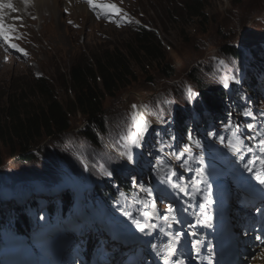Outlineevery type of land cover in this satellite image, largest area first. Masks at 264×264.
Listing matches in <instances>:
<instances>
[{"label":"rangeland","instance_id":"1","mask_svg":"<svg viewBox=\"0 0 264 264\" xmlns=\"http://www.w3.org/2000/svg\"><path fill=\"white\" fill-rule=\"evenodd\" d=\"M50 1L54 3V0ZM10 2L16 9V15L10 22L12 28L9 31L11 38L16 37L11 39L10 43L16 44L23 51L10 47L9 43H5L3 38H0V55L5 57V60L0 61L1 123L7 120V109L12 104L20 110L26 104L35 106L45 103V95L41 90V87L45 86L43 83L48 85V90L55 99L61 102L63 108H68L74 97V90L69 84L70 66L78 60L90 58L91 53L98 54L106 49L118 48L124 52L125 44L131 41V32L134 31L137 23L146 22L148 26L156 30L155 33L163 44L162 52L164 53L162 61L150 62L149 65L143 57H139L138 63L131 62L129 69L132 73L126 79L127 85L113 95H103L99 114L104 121L101 122L103 127L98 130L100 136L106 135L105 139H101L102 143H99L102 146L95 147L88 138H83V134H80V131L88 129L89 125L78 111L68 113L70 123L68 128L45 136L33 145L35 148L31 150L33 154L31 160H28L31 157L23 158L26 155L15 143L14 145L0 143V173H4L0 176V181L8 183L14 180L17 187L27 183L26 181L31 184L35 182L42 184V192L34 195L37 202L30 201L32 198L28 199L31 195H24L28 212L32 216H39L41 222V216L38 214L44 213L45 203L56 202L58 204L61 194L70 193L73 196L76 194L78 202L76 201L75 205L63 213L61 222L57 221V224H54L49 220L50 229L58 231L61 235L70 234L72 221L80 218V224L82 226L86 224L81 214L83 213L81 206L88 207L85 194L90 196L89 194L92 193L94 178H91V173L95 175V181L102 185L103 178L113 181L111 175L108 174L110 170L122 168L130 161L133 166L130 165L133 172L130 174L137 176L144 168L141 167L143 160L140 161L141 163L136 161V151L140 152L143 157H149L148 148L151 144L164 152L163 157L168 159L173 157L172 160L182 170L174 177L172 184L174 189L178 190L180 186H183L188 192L193 193L194 173H197L195 180L203 182L205 179L202 173L192 168L194 158L186 149L188 141L185 135L180 133L174 121L175 108H178L181 103H189L192 106L202 103L197 97L199 90L189 83L191 75H200L209 90L223 89L226 100L230 102L225 88L229 71L240 68L241 62L247 60L245 58L253 49L254 54L264 48V0H207L205 10L209 17L208 20H201L195 24L184 16V24L181 27L168 21L169 15H166L165 11L168 3L164 0H93L96 5H114L116 9H119L118 12L111 8L92 7L88 0H75L79 8L81 7L80 2L83 3L84 9L79 15L69 17L72 18L70 20L66 17V13L57 10L58 7L54 5L51 10L53 12L57 10L56 14L47 12L42 18H38L34 15L35 11L31 3L32 10L28 12L35 19L33 18L31 22L32 36L27 34L30 37L28 39L20 37L21 33H24L23 16L28 15V12L27 14L22 13L21 0H5L3 4ZM177 3L178 1L175 2ZM168 5L173 6L170 3ZM19 12L22 14V20ZM170 16L177 17L176 14ZM0 22L6 24L3 19ZM33 44L34 51L24 49ZM228 47L238 49L239 57L236 58L232 53L224 51ZM164 66L169 68L172 73L170 76H168L169 72L165 73ZM42 79L44 81H41ZM257 102L264 108L262 98H259ZM132 105H136V109H133ZM181 109L184 110V108ZM133 112L137 114L139 120L141 119L140 121L132 119ZM202 113L210 118L209 122L206 119L202 121V124L204 123L208 128L214 125L229 126L228 121L235 123L238 118L231 114L223 121H219L207 108ZM232 116L235 118L234 121L231 119ZM141 121L147 122V129L138 138L140 146L135 148L136 151L129 150L127 143L137 137L136 134L140 131L138 125ZM239 123L242 125V120ZM168 127L172 133L170 136L172 145L180 150L177 158L168 151L169 143L164 141L166 135L168 136ZM191 127L193 134H197L192 121ZM198 127L201 129V126ZM161 129L164 130L161 131ZM91 130V132L96 131L94 128ZM148 131L149 135L143 136L147 135ZM178 136L179 139H177ZM220 146L218 145L219 148ZM94 156L98 159L97 165L91 162ZM36 158L39 159L35 162L38 169H35L36 166L28 169L30 167L28 164ZM149 159L152 158L149 157ZM179 159H182L181 163H177ZM81 166L82 169L75 174ZM33 168L35 170H32ZM62 168L67 174H61ZM91 168H95L96 173ZM190 170H193L191 174H189ZM10 171H19V173L10 174ZM39 172L43 174L39 175ZM181 176L185 177L184 185L180 181ZM54 184L59 188H52ZM115 186L119 187L118 184ZM31 187L35 186L32 184L29 189ZM15 193L16 191L12 195ZM96 196L95 193L91 194V197ZM0 199L5 200V197L0 196ZM6 201H0V204ZM135 204L136 201L128 202L125 205V214L123 204L121 216L110 212V218H113L112 223L121 224L124 220L135 218L137 214ZM0 207L5 213L11 209L8 205H0ZM5 213L0 212L2 223H12L8 222ZM146 213L147 211H142L139 218L132 221L131 227L119 232V237L114 235V241L119 243L117 238H124L131 232L132 227H138L146 218ZM14 216L19 220H24L23 214L18 210L14 211ZM54 216L56 217L57 214L54 213ZM27 219L31 220L30 217ZM33 219L37 220L36 217ZM86 226L88 232L83 237L85 248L78 250L71 247L63 251L62 255L70 258L56 264H67L66 261L70 264H85L86 258L101 244L105 245L104 250L113 251V259L124 258V246L118 250L111 249L108 242L103 241L108 236L104 231L89 232L91 229L88 224ZM39 232L42 234L43 230ZM98 234L100 236L95 237ZM73 244L78 246L76 239L73 240Z\"/></svg>","mask_w":264,"mask_h":264},{"label":"trees","instance_id":"2","mask_svg":"<svg viewBox=\"0 0 264 264\" xmlns=\"http://www.w3.org/2000/svg\"><path fill=\"white\" fill-rule=\"evenodd\" d=\"M164 1H167L168 4H173L171 7L167 4V9L165 10L166 15H169L168 21L176 23L179 27L184 24V16L195 24L201 20L207 21L209 18L205 10L207 0ZM176 1H178L177 4H175ZM175 14L177 17L170 16ZM201 31L205 32L206 30ZM155 32L156 30L148 26L146 22L137 23L136 28L131 32V41L125 44L126 48L124 52L118 48L106 49L98 54L91 53L90 58L86 60H78L73 63L69 68V84H71L74 90V97L68 108H63L61 102L53 97L52 93L48 90V85L44 83L43 86H45L41 87V90L45 95V103L43 102L35 106L26 104L20 110L12 104L7 109V120L3 123L0 120V143L9 145H14L15 143L21 150L27 146L36 145L43 137L68 128L70 125L68 113L78 111L86 120V124L89 125L88 129L80 131V134L82 133L83 138H88L91 144L95 146L96 142L92 136L91 128L103 127L101 122L104 119L99 114L103 95H113L116 91L127 85L126 79L132 73L129 69L130 63H138L139 57H143L148 65L150 62L162 61L164 56L162 52L163 44ZM224 51L232 53L236 58L239 57L238 49L228 47ZM164 68L165 73L169 72L168 76H170L172 73L169 68L167 66H164ZM41 81H44V79ZM189 83L199 90L197 97L203 104L208 105L212 110L217 108L216 98L218 99L223 96L220 91L209 90L200 75H191ZM201 104H197L196 106L201 107ZM181 108H176L177 124L184 130H190L184 121L185 117ZM186 111L191 112V107L188 103ZM224 128L227 129L228 127ZM217 134L220 136L223 132ZM190 141L192 146L198 144L194 137ZM36 165V163H29L28 166L30 167L28 169ZM125 167L127 166L125 165ZM110 171L123 189L135 191L133 176L128 171L121 173L123 170L119 168H114ZM149 175L152 179L151 181L154 182V173L150 171ZM14 182V180H11L9 184L1 181L0 187L12 185ZM104 185L105 187H101L95 184L94 190L105 203L114 206L123 203L121 192L110 180L104 179ZM141 186L143 189H147L148 185L146 182H143ZM61 197L60 201L65 210L70 207L72 200L69 193L62 194ZM88 198L91 202L90 209L94 212L95 217L103 215L100 214L102 211L101 202L96 203L97 206L95 202L91 201V197ZM54 204L52 203L48 207V210ZM16 219L18 220V218Z\"/></svg>","mask_w":264,"mask_h":264},{"label":"clouds","instance_id":"3","mask_svg":"<svg viewBox=\"0 0 264 264\" xmlns=\"http://www.w3.org/2000/svg\"><path fill=\"white\" fill-rule=\"evenodd\" d=\"M252 51H254V49ZM95 128L96 127H94V129ZM8 183H11V181ZM13 184L17 186L16 182H14ZM1 188L4 187H0V189ZM19 192L12 195V198L6 201V203L0 204L1 206H10V211L6 213L0 208L2 214L5 213L7 215V218L14 216L16 203L19 204V211L24 216L23 221L19 219L17 220L14 216L11 221V227L9 228H5L4 226H2L3 223L0 224V264H31L33 262H36L35 264H47L48 262H50V256L52 254L53 257L57 256L58 259H60L61 255L59 252L62 246L57 242L54 244H51L49 242H41L47 240L45 238L42 239L37 235V232H33V230L31 229L30 220H28L27 218L30 217L31 219L32 214L28 212L27 207H25L24 204V195L27 196V194L24 192L23 198H21ZM3 201L4 200H1V202ZM48 207L49 203H47L46 206L47 215L50 217H54V213L57 214L56 206L53 205V207L49 210ZM1 219L2 217H0V220ZM10 231L14 233L13 238L8 235L5 241L2 240L3 233H9ZM53 259L56 261V258Z\"/></svg>","mask_w":264,"mask_h":264},{"label":"bare ground","instance_id":"4","mask_svg":"<svg viewBox=\"0 0 264 264\" xmlns=\"http://www.w3.org/2000/svg\"><path fill=\"white\" fill-rule=\"evenodd\" d=\"M5 1V0H4ZM25 2L29 5H27V4H25ZM21 4L20 5H23V9H21V7H20V9H21V11H22V13L23 14H27V12L28 11H30V10H32V7H33V10L35 11V13H34V15H37L38 16V18H42L47 12H51V13H53V14H56L57 13V10H59V11H61L62 13L64 12V13H66V17H68V19L70 20V19H72V18H69V17H71V16H77V15H79L82 11H83V3H81L80 2V4H81V7L79 8L76 4H75V0H54V3H51V1L50 0H21V2H20ZM31 3H33V6L32 7H30L31 5ZM15 4V3H14ZM13 5V4H12ZM52 5H54V6H56V7H58V9L56 10V11H52L51 10V8H52ZM15 9V8H14ZM16 15V9H15V11H13V8H11V9H9V10H7V11H4V12H0V20L1 19H3V20H5L6 21V24L7 25H10V22L14 19V16ZM19 15H20V18H21V20H22V14L19 12ZM84 16V15H83ZM19 17V16H18ZM24 17V21L22 22V28L24 29V33L22 34L21 33V38L22 37H24V38H30V37H28L27 36V34H31V36H32V33H31V29H32V25H31V22H32V20H33V18L30 16V13L28 12V15H25V16H23ZM35 19V18H34ZM17 20V19H16ZM83 20V19H82ZM72 23H74V24H76L75 22H72ZM12 26V25H11ZM38 29V28H37ZM14 37H16V36H13V38H11V39H14ZM24 49H26V50H30V51H34L35 50V48H34V44L32 45V46H30V47H28V46H26ZM1 60H5V57H3V56H1L0 55V61ZM187 114H188V116H189V118L192 120V123H193V125L194 126H200V124H201V118L199 117V115L197 114V112H195V113H192V112H190V111H187ZM137 119H138V121H140L139 120V118L137 117ZM196 121H195V120ZM137 123V122H136ZM139 123V122H138ZM96 129V131H94V132H92L93 133V136H94V138L96 139V138H98L99 137V139H101V137L102 136H100V134L98 133V130H100L101 129V127L100 128H95ZM94 129V130H95ZM104 139V138H103ZM102 139V140H103ZM89 159V158H88ZM90 160V159H89ZM98 160V159H97ZM96 160V161H97ZM96 161L94 162L96 165H97V163H96ZM88 164V163H87ZM89 165V164H88ZM100 166V165H99ZM37 167V166H36ZM35 167V169H38V167L36 168ZM90 167V166H89ZM101 167V166H100ZM47 168V167H46ZM75 168H76V166H75ZM74 168V169H75ZM102 168V167H101ZM100 168V169H101ZM34 168L32 169V170H35ZM41 169H43V168H41ZM48 169V168H47ZM49 169H51L50 167H49ZM92 170H94L93 168H91ZM31 170V171H32ZM52 170V169H51ZM30 171V172H31ZM43 171V170H42ZM41 171V172H42ZM70 171V170H69ZM106 171V170H105ZM126 171V170H125ZM29 172V173H30ZM44 172H45V170H44ZM71 172V171H70ZM40 173V172H39ZM31 174H33L32 172H31ZM43 174V173H42ZM41 173L39 174V175H42ZM50 174H52V173H50ZM73 174V173H72ZM76 174V173H75ZM104 174V173H103ZM106 174H107V172H106ZM109 174V173H108ZM53 175V174H52ZM74 175V174H73ZM90 175V174H89ZM58 176V175H57ZM93 175H92V173H91V178H93L92 177ZM94 177H95V175H94ZM26 178H28V177H26ZM60 178V177H59ZM75 178H76V176H75ZM22 179V178H21ZM91 180H93V179H91ZM97 180V179H96ZM37 181V180H36ZM64 181V180H63ZM27 183H25L24 185H22V186H15L14 184H12V185H10V186H7V187H4V188H1L0 189V196H3V197H5V200L4 201H6V200H9V198H11L12 197V194L14 193V191H16V193L17 192H19V191H21V190H23V189H25V188H29L30 186H32V184L30 183V182H28V181H26ZM35 183H37V182H35ZM61 183H62V181H61ZM92 183H93V181H92ZM27 186H29V187H27ZM20 188H22V189H20ZM206 188H209V186H207L206 185ZM31 190V189H30ZM8 194L10 195L9 197H8ZM35 199V198H34ZM2 199H0V201H1ZM21 200V199H20ZM1 208V207H0ZM1 212V211H0ZM3 220V219H2ZM4 222V221H3ZM8 226H10V225H8ZM259 227H261V226H259ZM263 243V242H262ZM36 262H33V263H31V264H35ZM128 264H130V263H128Z\"/></svg>","mask_w":264,"mask_h":264},{"label":"snow or ice","instance_id":"5","mask_svg":"<svg viewBox=\"0 0 264 264\" xmlns=\"http://www.w3.org/2000/svg\"><path fill=\"white\" fill-rule=\"evenodd\" d=\"M88 3L92 7H105V8H111L113 11H116V12L119 11V9H116L114 5H96L93 3V0H88ZM2 7L13 8L11 3L0 4V8H2ZM13 11H15L14 8H13ZM11 28H12L11 25H7V24L0 22V38H3L5 43H9L10 47L17 48L18 51H23V49H19L16 44L10 43L11 37L9 36V31H11ZM136 107H137L136 105H132L133 109H136ZM132 119L134 121L137 120V114L135 112H133V114H132ZM138 127H140V131H138L136 134L137 139L140 137L142 132L147 129V122L141 121L140 125H138ZM249 127H251V125H249ZM134 142H136V141H134ZM249 171H251V169H249ZM257 179L259 180V182L261 184H264V175L258 176Z\"/></svg>","mask_w":264,"mask_h":264},{"label":"water","instance_id":"6","mask_svg":"<svg viewBox=\"0 0 264 264\" xmlns=\"http://www.w3.org/2000/svg\"><path fill=\"white\" fill-rule=\"evenodd\" d=\"M69 126H70V125H69ZM19 148H20V147H19ZM34 148H35V147H33V146H30V147L27 146V147H25V149L21 150L22 153L26 155V156H24L23 158H30V157H31L30 159H28V160H31V159L33 158V154L31 153V152H32L31 150L34 149ZM18 158H21V157H18ZM37 160H39V159H37V158H36V159H33L31 163L33 164V163H35ZM20 170H21V169H20ZM11 171H12V170H11ZM11 171H10V172H11ZM10 172H9V173H10ZM9 173H8V174H9ZM17 173H19V171H13V172H11L10 174H17ZM1 175H4V173H0V176H1ZM0 179H1V178H0ZM0 182H1V181H0Z\"/></svg>","mask_w":264,"mask_h":264}]
</instances>
